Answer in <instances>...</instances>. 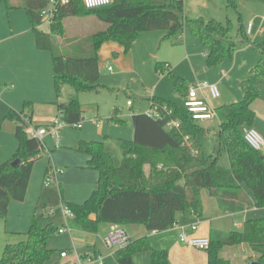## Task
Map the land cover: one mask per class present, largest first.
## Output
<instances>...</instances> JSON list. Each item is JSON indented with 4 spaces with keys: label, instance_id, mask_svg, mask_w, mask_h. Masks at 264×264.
<instances>
[{
    "label": "trees",
    "instance_id": "16d2710c",
    "mask_svg": "<svg viewBox=\"0 0 264 264\" xmlns=\"http://www.w3.org/2000/svg\"><path fill=\"white\" fill-rule=\"evenodd\" d=\"M25 9L34 33L35 45L41 50L52 48V35L64 33L67 17L94 16L105 24L98 35L105 38L126 34L134 42L140 33L162 30L169 39L181 33L187 25L191 35L208 51L206 64L214 66L232 58L234 52L244 45H252L258 53L257 62L239 81L242 99L222 104L215 109L219 118L216 142L209 155L201 150L200 137L204 133L191 115L182 110L174 100L154 97L149 106L165 105L171 112L161 118L146 112H133V140L121 144L123 159L116 166L104 149L102 141H80L77 150L87 154L88 167L99 173L97 187L82 203L65 202L72 215L71 228L95 233L102 223L140 224L148 231H163L174 226L179 212L201 213L200 190L205 188L213 194L216 190L247 189L254 196V206H264V157L260 150L252 148L244 139L241 128L253 126L256 113L252 104L264 101V41L253 42L242 25L232 38V25L200 16L189 18L184 13L183 0H112L110 4L88 9L82 0H69L57 7L49 31L39 28L40 10L49 0H24ZM6 0H0L5 3ZM226 6L236 8L234 0H226ZM99 46V42L96 43ZM53 83L57 96L64 85L73 90L66 102H56L59 117L68 125L82 122V109L77 97L80 92L114 90L99 82L98 56L86 57L53 55L51 59ZM159 74L167 75L176 92L186 98L190 86L176 75L166 61H157ZM26 111V112H25ZM32 104L26 101L21 112L10 111L6 118L16 123L17 148L12 157L0 163V219L6 218L11 201L25 198L33 162L43 150L42 142L27 132L31 119ZM171 120H178L177 127H167ZM110 121L124 123L116 114ZM224 149L229 168L218 163V155ZM20 159L17 166L11 162ZM149 165L146 173L144 166ZM52 167L49 165L47 175ZM58 231L51 222L44 223L35 215L24 238L6 243L0 264H46L53 249L48 239ZM207 264H231L220 257L219 250L226 245L248 243L258 252V264H264V217L247 219L241 230H233L222 239L209 238ZM150 252V264H171L166 249H156L146 235L131 239L115 250L118 264H135L133 255Z\"/></svg>",
    "mask_w": 264,
    "mask_h": 264
},
{
    "label": "crops",
    "instance_id": "0c3cea01",
    "mask_svg": "<svg viewBox=\"0 0 264 264\" xmlns=\"http://www.w3.org/2000/svg\"><path fill=\"white\" fill-rule=\"evenodd\" d=\"M183 1L184 13L190 14L189 12H196L194 4L198 5V3L203 0ZM235 1L240 5L244 1H250L252 3V10L264 9V0ZM203 3L205 5L201 7L209 10L210 6L205 3V1H203ZM216 3L224 5L226 4V0L225 3L224 0H216ZM69 18L70 17H67L64 20L63 35H52V48L50 50H41L35 45L34 33L31 29L30 20L25 9V1L6 0L5 3L0 4V163L9 160L17 148V140L15 137L16 123L6 118L8 112H21L24 103L26 101L31 102L32 113L28 130L43 126L47 127L54 118L59 117V110L56 102H66L74 94L71 87L64 85L61 89V94L57 96L53 83L51 65L53 55L60 54L67 57H86L94 54L97 49L99 50L102 44L107 42L110 51L117 54L116 62L119 68L116 72V81H113L114 83H106L109 84L107 86L115 88V86L118 85L117 81L125 72L122 68V64L129 61V64L133 66L134 48L140 47V49H143L147 45L148 39H151V36H143L146 32L142 33L134 42H130L126 34H116L105 38L104 36L98 35L102 29V27H100L99 30H95L91 35L86 37V39L89 38L90 40V44H88L89 48L87 47L88 51L82 46H80L79 51H76L70 48L74 40L78 39V36L71 32L68 34L66 20ZM69 21L73 23L75 20ZM98 42L99 46L96 47V43ZM192 43L196 44L197 42L191 38H186L184 43L179 46H177V43L170 44L171 47L175 46L176 48L183 46L184 52H189L188 60L183 57L180 62L189 61L191 66H193L192 58L194 54V49L191 47ZM202 46L203 55L206 57L208 49L204 45ZM53 47L58 50L55 49L58 53H55ZM65 47H68L67 55H65ZM253 48L252 45L240 46L234 52L236 53L234 62L232 61L229 63L224 61L215 67L218 77L212 80L222 84L227 83L230 86L233 85V82L234 84L236 82L239 83L258 60V53L253 50ZM144 52L150 56L162 58L164 61L168 62L167 56L161 55L160 57L158 52L155 53L149 50H145ZM109 67L111 66H108V70H111ZM171 68L173 71V65H171ZM176 71L180 74L178 75L173 71L176 75L180 77L184 76L183 70ZM105 81L106 79H103L101 83L106 85L104 83ZM82 93L83 92L77 94L79 102L81 101ZM220 95L219 93V96ZM152 96L161 97L152 94L148 97V100ZM197 98L206 102L214 111L218 107L212 105L209 98H216L210 95L207 87H202L197 90ZM128 100L131 101V99ZM80 106L83 115L81 127L65 126L60 130L58 136H53L49 133L42 136L41 142L43 150L33 162L25 198L22 201H11L9 204L8 212L6 218L2 221V225L4 231L8 234H15L18 241L24 238V233L28 231L31 219L34 215L44 223L51 222L55 224L56 221L62 220L59 215L54 213L51 215L52 213H50L48 209L47 211L43 209L44 213L41 211V208L47 206V202L50 203L51 201H55L56 191L60 202L65 204V202L82 203L89 197L93 190L96 189L99 173L97 170L88 167L89 156L77 150L80 141H102L105 151L111 155L114 165L118 166L123 159L122 142L133 140L134 133L131 115L133 112H141L133 109V102L129 105L131 108L129 118H127V116L126 118L123 117V115L119 113V108L117 106H113L111 111L102 116L97 113L99 109L98 104L88 106L84 103H80ZM90 108L92 111H96V113L88 117L84 112L89 111L88 109ZM115 114L119 119L123 120L124 123L110 121V118ZM214 117L217 118L219 124L220 120L216 112H214V115L210 118L199 121L211 120ZM253 126L261 130L264 134V124L261 123V121H255ZM216 130L217 128L213 133L214 142H216ZM260 151L264 157V148L260 149ZM218 163L223 168H229L228 157L222 158L220 161L218 159ZM49 165L53 169L59 170V172L54 174L53 180L49 185H45L44 180ZM144 170L147 173L149 171V165H145ZM200 199V214L179 212L176 215V223L167 230L148 231L144 227L142 230L137 229L136 231V234H141L140 236L131 237V235H129L130 233L128 234L125 228L126 225L121 226L124 227L131 239L146 235L153 248L166 249L171 264H207L206 250L181 242L179 239L180 233L184 230L191 236L222 239L230 231L241 230L247 219L255 218L253 216L256 214L252 212V209L257 207L254 206L255 199L253 194L249 190L243 188L236 190H216L213 194H211L208 189L203 188L200 190ZM46 213L48 216H46ZM68 220L69 217H66L69 230L62 233L72 231L73 233L71 234L73 236H75V233H77L76 235H81H79L80 237L77 236L78 239H73L71 246L58 249L57 254L52 255L46 264H68L75 257V254L81 255L92 250L101 254L103 248L97 243V231L95 233H90L73 229L69 226ZM106 224V229L108 231L110 224ZM191 224L197 225L195 231L191 230ZM181 226H183V229ZM59 228H66V225ZM82 235L88 236L85 239V236L83 237ZM100 243L102 244V239ZM240 244L248 245L249 254L250 252H256L250 244ZM235 246L236 245H226L222 247L219 250L220 257L229 260L230 263L233 264L231 257L224 255V252L225 249ZM48 248L52 249L49 246ZM115 250L113 255L116 259ZM62 251L67 252L66 257L60 256V252ZM243 252H246V249H243ZM109 255H111V253L108 255L106 254V257ZM250 257L256 260L258 255L255 256V254H251ZM133 260L135 264H150V252H137L133 255Z\"/></svg>",
    "mask_w": 264,
    "mask_h": 264
},
{
    "label": "rangeland",
    "instance_id": "374dc122",
    "mask_svg": "<svg viewBox=\"0 0 264 264\" xmlns=\"http://www.w3.org/2000/svg\"><path fill=\"white\" fill-rule=\"evenodd\" d=\"M203 1H205V3L210 6L209 10L204 7H201L205 5ZM203 1L198 3V5L194 4L196 12H189L190 14L185 13V15L189 18H197L200 16H204L205 19H215L222 22L223 24L230 23L232 25V38L235 41L239 40V36L237 34L239 26L242 25L246 31L247 26L250 23L252 25L251 30L249 33H247L249 39L256 43L264 41V9L252 10V3L250 1H244L240 5L234 0L236 3V8L228 7L226 6V4H218L216 3V0ZM69 20H75L73 21L74 24L70 23ZM66 24L68 34H70L71 32L72 34L75 33V35L78 36V39L74 40V43L70 47L72 49H75L76 51H79L80 46H82L84 49H87L86 51H88V44H90V40L89 38L86 39V37L91 35L95 30H99L100 27H102L101 31L105 28V24L94 16L70 17L66 20ZM145 32H142L145 33V35L143 36H151V39H148L147 45L143 49H140V47L134 48L133 66L129 64V61L122 64V68L125 72L122 77L117 81L118 85H114L115 89L109 91L102 88L98 92H83L81 95V101L79 103H84L88 106L98 104L99 109L97 113L101 116L111 111L113 106H117L119 108V113H121L123 117L126 118L127 116V118H129V114H131V108L127 104L128 99H131V101L133 102V109L135 111L146 112L149 108L148 97H150L152 94H155L176 101L178 105L182 108V110L186 111L187 107L184 105L185 99L176 92L171 82V79L165 74L159 75L155 68V64L157 63V61L164 60L162 58H155L153 56L148 55L146 52H144L145 50H149L155 53L158 52L160 57L161 55L167 56V60L171 65H173V71L176 74L180 75L179 73H177L176 70H183L184 76L182 77L185 79L186 83L190 87L197 86L200 83H216L215 85L217 86L218 91L221 95L219 97H216V99L209 98L214 107H217L220 104L222 105L230 102L239 101V99L242 98V91L239 88V83L236 82L234 84L233 82V85L230 86L227 83L222 84L212 80L213 78L218 77V74L215 71V67L218 64L214 66H208L206 64V58L205 55H203V44L191 35V32L187 25L184 26V29L181 33L174 35L169 39L165 38V32L162 30ZM142 33H140L138 37H140ZM186 38H191L192 40H195V42H197L196 44L192 43L191 45V47L194 49V54L192 58L193 66H191V63L189 61L180 62L183 57L186 60H188L187 58L189 57V52H184L183 46L176 48L175 46L171 47L170 45L171 43H177V46H179L184 43ZM55 49L53 47L55 53H58L56 52L57 49ZM64 49L65 55H67L66 53L68 51V47H65ZM253 50H255V48H253ZM96 53L97 56L100 58H98L101 79H99V82L101 83L103 79H106V81L104 82L106 85H109L107 84L108 82L114 83L113 81H116V72L119 68L116 62L117 54L110 51L107 42L102 44L99 47V50H96ZM235 55L236 53L233 54L232 58L225 59L222 62H234ZM108 66H111V70H108ZM252 108L256 113L255 121L259 120L261 121V123L264 124V101L256 100L252 104ZM88 110L89 111L84 112V114L86 113L85 115H87L88 117L96 113V111H92L91 108ZM196 122L204 128V133L200 137V144L203 154L207 156L212 152V149L215 144L213 133L218 126V121L217 118L214 117L211 120H198ZM257 131L264 138V134L261 132V130L257 129ZM263 148L264 146H262L261 149ZM222 158H227L224 149H222L218 155L219 161ZM43 209H46L45 211H47L48 209V211L52 213L51 215H53L54 213L60 216L62 220L56 221L54 224L55 227L59 228L64 227L66 225V215L63 212V204L59 200L57 191L55 192V201H51L50 203L47 202V206H45V208H41V211L44 213ZM252 212H255L256 215L253 216L255 218L264 217V206L261 208L252 209ZM47 213L46 216H48ZM2 221L3 220L0 219V258L6 243H13L18 241L15 234H8L4 231ZM106 228V223H102L98 226L97 243L103 248L101 250V255L104 258L105 264H118L117 261H115L116 259L113 255L115 248H107L103 245V243H100V240L104 238L107 232ZM125 228L128 234L130 233L129 235H131V237H137L139 235L136 234L137 229L142 230L144 226L140 224H129L126 225ZM71 233L73 232L71 231L59 233L56 230L55 233L48 239L47 245L54 250V253L52 255L57 254L58 249L62 247L71 246L73 239H78V237H80L79 235H81H76L77 233H75V236H73ZM82 236H85L84 238L86 239L88 235ZM248 248L249 247L246 244H237L233 248L225 249L224 255H228V257H231L233 264H249L250 261L255 260V258H251L250 255L255 254L256 256L258 255V253L250 252L249 254ZM243 249H246V252H243ZM110 253L111 255L106 257V254L108 255Z\"/></svg>",
    "mask_w": 264,
    "mask_h": 264
},
{
    "label": "built area",
    "instance_id": "2783aa9c",
    "mask_svg": "<svg viewBox=\"0 0 264 264\" xmlns=\"http://www.w3.org/2000/svg\"><path fill=\"white\" fill-rule=\"evenodd\" d=\"M111 1L112 0H82L84 6L88 9L108 5L111 3ZM68 2L69 0H49L48 4L40 10L41 22L39 24V28L46 32L49 31L50 25L53 22L55 10L58 6L67 4ZM251 26L252 25L249 23L246 29V33L250 32ZM109 69H111V67H109ZM202 87H207L210 95L213 98L219 96V91L215 84L200 83L197 86H192L189 88L188 95L184 100V105L187 107L186 112H188L191 117L196 120L208 119L212 115H214L215 112L211 107L208 106L206 102H204L200 98H197V90ZM127 103L129 105L132 104L130 100H128ZM170 112L171 111L165 105L159 107L153 104L149 106L148 110L146 111L149 116L154 118H161L163 113ZM81 124V122H78L73 124L72 127H81ZM178 125V120H171L167 123V127H177ZM65 126L71 125L65 123L60 117H56L52 120L49 126H43L35 129L31 128L30 130L27 129V132L41 141L42 136L46 133H49L53 136H58L60 130ZM241 131L245 141L252 148L260 150L262 146H264V138L254 126H243L241 128ZM56 172H59V170L53 168L51 169L49 175L45 177V185H49L52 182L53 176L54 174H56ZM63 212L66 217H70L72 215L70 208L66 204H63ZM191 213L193 212L191 211ZM181 228L183 229V226H181ZM190 228L192 231H195L197 229V225L191 224ZM66 230H69L67 223L66 228H59L58 232L62 233ZM179 239L181 242L203 250H207L210 243L208 237L191 236L188 235L184 230L180 233ZM129 240L130 237L128 236L124 227L119 224H110L108 231L102 239V243L107 248L117 249L126 245ZM66 255V251L60 252L61 257H66ZM68 264H105V262L99 252L92 250L81 255L75 254V257Z\"/></svg>",
    "mask_w": 264,
    "mask_h": 264
},
{
    "label": "water",
    "instance_id": "95a60500",
    "mask_svg": "<svg viewBox=\"0 0 264 264\" xmlns=\"http://www.w3.org/2000/svg\"><path fill=\"white\" fill-rule=\"evenodd\" d=\"M19 162H20V159H19V158H16L15 160H13V161L11 162V164H12L13 166H17V165L19 164ZM250 264H258V262H257V260H253V261L250 262Z\"/></svg>",
    "mask_w": 264,
    "mask_h": 264
}]
</instances>
